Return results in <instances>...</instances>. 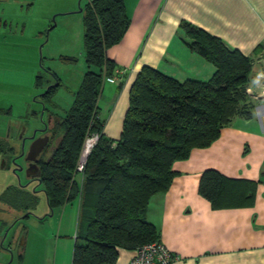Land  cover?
<instances>
[{"label": "trees", "instance_id": "16d2710c", "mask_svg": "<svg viewBox=\"0 0 264 264\" xmlns=\"http://www.w3.org/2000/svg\"><path fill=\"white\" fill-rule=\"evenodd\" d=\"M79 11L86 70L65 114L52 116L48 130L52 148L38 159L37 181L50 209L81 198L70 264H113L118 248L135 250L159 240L145 214L150 197L169 187L175 175L172 163L186 158L195 147L209 145L235 115L251 117L246 89L253 61L228 48L219 37L182 21L185 44L212 63L214 73L206 81L180 82L143 65L128 90L120 135L108 138L97 100L103 79L112 77L115 68L106 51L119 42L129 21L123 0H87ZM51 74L57 84L42 93L47 101L59 85L56 73ZM35 82L41 84L39 75ZM88 132L99 137L79 186L75 166ZM0 152L14 155L16 148L0 139ZM255 185V181L230 178L209 168L201 174L198 192L213 208H221L250 198L241 189L248 191ZM89 194L95 196L92 204L85 202ZM27 195L21 187L7 186L0 192V204L24 211L27 207L19 200Z\"/></svg>", "mask_w": 264, "mask_h": 264}, {"label": "crops", "instance_id": "0c3cea01", "mask_svg": "<svg viewBox=\"0 0 264 264\" xmlns=\"http://www.w3.org/2000/svg\"><path fill=\"white\" fill-rule=\"evenodd\" d=\"M123 2L128 27L106 55L115 64L113 77L126 75L116 82L105 78L116 86V97L107 119L99 114L108 138L117 139L120 135L128 90L143 65L180 82L206 81L214 73V65L185 44L182 21L219 37L228 48L238 49L252 59L247 85L251 117L235 115L209 145L195 147L186 158L175 160L171 166L175 175L169 187L150 197L145 217L158 231L163 245L177 256L172 264H264V78L259 76L264 66V0ZM0 69V77L4 78L3 64ZM1 133L0 139L15 146L14 155L18 154L20 138L10 142L9 135L4 137ZM209 168L230 178L255 181L253 188L247 187L250 190L241 189L250 198L234 206L213 208L198 192L201 174ZM74 179L81 186L83 174L75 173ZM85 199L92 204L95 196L89 194ZM80 203L79 196L77 219ZM133 252L118 248L113 264H128Z\"/></svg>", "mask_w": 264, "mask_h": 264}, {"label": "rangeland", "instance_id": "374dc122", "mask_svg": "<svg viewBox=\"0 0 264 264\" xmlns=\"http://www.w3.org/2000/svg\"><path fill=\"white\" fill-rule=\"evenodd\" d=\"M86 1L0 0V132L10 142L21 135L25 150L48 114H65L86 70L79 11ZM51 72L59 85L47 101L42 93L57 84ZM125 75L116 74L114 82ZM113 85L103 79L97 105L104 119L115 103ZM24 164L22 157L0 152V192L9 186L28 194L19 200L24 211L0 204V264H70L79 196L50 209L43 186L28 180Z\"/></svg>", "mask_w": 264, "mask_h": 264}, {"label": "built area", "instance_id": "2783aa9c", "mask_svg": "<svg viewBox=\"0 0 264 264\" xmlns=\"http://www.w3.org/2000/svg\"><path fill=\"white\" fill-rule=\"evenodd\" d=\"M262 60L264 61V52L262 54ZM259 76L264 78V66ZM106 80L114 82L115 77H106ZM246 91L249 93L250 89L247 88ZM98 137V134L95 132H88L85 135L75 166L76 172L83 173L87 158L95 146ZM176 259L177 256L166 248L160 240H155L136 248L128 264H172Z\"/></svg>", "mask_w": 264, "mask_h": 264}, {"label": "water", "instance_id": "95a60500", "mask_svg": "<svg viewBox=\"0 0 264 264\" xmlns=\"http://www.w3.org/2000/svg\"><path fill=\"white\" fill-rule=\"evenodd\" d=\"M39 131H44V129H40ZM35 133L36 131L30 136L31 142L26 150L24 149V138H22L21 135L19 136L21 140L20 156H24V160L28 162L24 166V170L29 180L39 179L41 170L37 161L49 141V135L43 134L35 137ZM21 168L22 167L19 169Z\"/></svg>", "mask_w": 264, "mask_h": 264}, {"label": "flooded vegetation", "instance_id": "af4514ba", "mask_svg": "<svg viewBox=\"0 0 264 264\" xmlns=\"http://www.w3.org/2000/svg\"><path fill=\"white\" fill-rule=\"evenodd\" d=\"M49 118V119H48ZM51 126H52V121H51V118H50V115L48 114V117H47V120L45 121V123L43 124V128L42 129H44V131H39V133H35V137H37V136H39V135H43V134H47V135H49V132H48V130H49V128H51ZM29 139H30V137H29ZM30 142H31V140H30ZM52 148V145H51V142H50V135H49V141H48V143H47V145H46V147L44 148V150L45 149H51ZM43 150V151H44ZM21 152H19L18 154H16V155H14V157L15 158H23L24 159V156H20L21 154H20ZM24 166L28 163L27 161H25L24 160ZM37 164L39 165V163H38V161H37ZM25 168V167H24ZM29 180V179H28ZM29 181H37V179H34V180H29ZM38 182V181H37Z\"/></svg>", "mask_w": 264, "mask_h": 264}]
</instances>
